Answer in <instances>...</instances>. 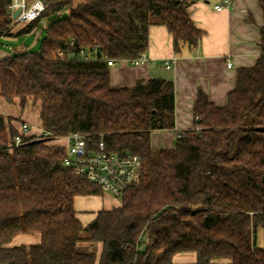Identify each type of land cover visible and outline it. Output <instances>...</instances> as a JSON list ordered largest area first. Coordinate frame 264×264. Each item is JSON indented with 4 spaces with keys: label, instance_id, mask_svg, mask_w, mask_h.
<instances>
[{
    "label": "trees",
    "instance_id": "1",
    "mask_svg": "<svg viewBox=\"0 0 264 264\" xmlns=\"http://www.w3.org/2000/svg\"><path fill=\"white\" fill-rule=\"evenodd\" d=\"M193 2L50 0L40 17L16 28L10 0H0V37L31 33L57 15L40 51L22 49L0 62V97L23 107L32 98L55 135L80 132L94 149L103 141L109 152L141 156L121 206L84 225L75 198L100 194L101 186L63 164V146H15L19 130L0 112V263L178 264L176 255L196 253L194 264H264L257 241L264 226V26L257 64L238 70L223 107L199 90L196 129L180 133L173 149L153 148L150 135L175 127L174 81L113 88L106 60L68 56L85 47L110 59L139 57L152 25L168 28L176 54L197 47ZM25 234L39 241H19Z\"/></svg>",
    "mask_w": 264,
    "mask_h": 264
},
{
    "label": "crops",
    "instance_id": "2",
    "mask_svg": "<svg viewBox=\"0 0 264 264\" xmlns=\"http://www.w3.org/2000/svg\"><path fill=\"white\" fill-rule=\"evenodd\" d=\"M216 6L223 8L218 10ZM190 14L202 31L197 47L184 46L176 54L173 36L168 28L152 25L149 29L147 60L139 65L120 60L110 67L113 88L130 87L140 80L148 81L151 78L174 81L175 127L152 131L151 145L156 149H173L180 133L196 129L194 107L200 89L208 94L214 105L225 106L230 92L236 87L238 70L255 66L262 54L264 12L260 0H194ZM167 61L171 63L170 68L165 65ZM230 61L231 67L228 65ZM3 104H6L5 108L13 107L12 116L32 124L31 133L38 132L37 127L43 126L39 104L34 112V103H28L23 108L18 102L8 104L0 97V106L3 107ZM0 112L5 114L2 110ZM16 127L20 128V124ZM121 204L107 192L76 196L74 201L84 225L94 220L100 211L111 210ZM20 240L26 243L39 241V236L25 234ZM257 241L264 248L258 236ZM196 258V253H181L176 255L175 261L178 264H194Z\"/></svg>",
    "mask_w": 264,
    "mask_h": 264
},
{
    "label": "built area",
    "instance_id": "3",
    "mask_svg": "<svg viewBox=\"0 0 264 264\" xmlns=\"http://www.w3.org/2000/svg\"><path fill=\"white\" fill-rule=\"evenodd\" d=\"M49 2L50 0H10L7 9L12 17L11 26L36 20L46 10ZM216 8L221 10L223 7L216 6ZM17 11L18 14L15 16ZM58 14L62 13L58 12ZM59 56L64 58L65 54L60 51ZM68 56L82 60H106L110 67L120 61L102 56L99 48L82 47L78 51L68 53ZM146 60L147 55L143 53L127 61L132 65H139ZM165 65L167 68L171 67L168 61ZM228 65L231 67L232 62L230 61ZM18 130L19 133L14 137L15 146L40 140L63 146L65 149L63 164L66 167L71 168L75 174L101 186L103 192L110 193L119 199L135 179L141 163V156L138 154L130 152L118 154L107 151L103 141H100L99 148L94 149L89 143L88 136L80 132H72L63 136L55 135L41 126L37 127L38 132L31 133L32 124L27 121L22 122Z\"/></svg>",
    "mask_w": 264,
    "mask_h": 264
},
{
    "label": "rangeland",
    "instance_id": "4",
    "mask_svg": "<svg viewBox=\"0 0 264 264\" xmlns=\"http://www.w3.org/2000/svg\"><path fill=\"white\" fill-rule=\"evenodd\" d=\"M56 18H57V15H52L48 20H45L42 24H40L36 28V30L32 31L31 33L22 34V35L17 36V37H0V49L5 50V51H7L10 54H13L16 51H19V50H22V49L31 50V51H40L41 46H42L41 40H42V37L45 35V29H46L47 25L49 23H51L53 20H55ZM21 24H23V23L18 24L16 26V28L20 27ZM18 103H20V102H18ZM28 103H34L35 104L34 107L31 105L33 107V109H34L33 110V112H34L36 110L35 108H36L37 104L35 103V101L32 98H30V100H28L26 106L28 105ZM5 105L6 104H3V107L0 106V108H2L0 110L5 112L4 115L7 118H11L13 120L12 123H13V125L15 127H16V125H19V124L21 126V123L24 122V120H21L19 118H15L14 116H12L11 113L14 112L13 107L11 108V106H7L6 107L7 109H6ZM25 107H23V108H25ZM15 120L17 122H14ZM18 129L19 128H17V130ZM109 195H110V193H109ZM111 196L114 199H117L119 202H121V199L116 198L112 194H111ZM257 236H258L259 242H261L260 244L264 245V226H260L258 228ZM19 241H21L20 238H19Z\"/></svg>",
    "mask_w": 264,
    "mask_h": 264
},
{
    "label": "water",
    "instance_id": "5",
    "mask_svg": "<svg viewBox=\"0 0 264 264\" xmlns=\"http://www.w3.org/2000/svg\"><path fill=\"white\" fill-rule=\"evenodd\" d=\"M18 14V11L15 13V16ZM11 56L10 53H8L5 50L0 49V62L6 60L7 58H9Z\"/></svg>",
    "mask_w": 264,
    "mask_h": 264
}]
</instances>
